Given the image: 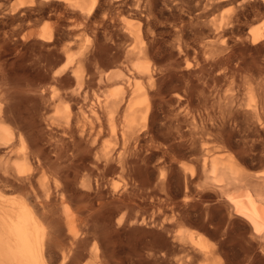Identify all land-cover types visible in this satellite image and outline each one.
Instances as JSON below:
<instances>
[{
  "label": "bare ground",
  "instance_id": "bare-ground-1",
  "mask_svg": "<svg viewBox=\"0 0 264 264\" xmlns=\"http://www.w3.org/2000/svg\"><path fill=\"white\" fill-rule=\"evenodd\" d=\"M114 1L148 14L121 22L124 49L110 23L77 45V17L95 15L83 1L0 0V264H231L222 236L189 228L215 211L243 226L251 263L249 243L264 254V170L213 139L216 111L194 100L264 41L242 31L264 0H162L165 21L156 0Z\"/></svg>",
  "mask_w": 264,
  "mask_h": 264
},
{
  "label": "rangeland",
  "instance_id": "rangeland-1",
  "mask_svg": "<svg viewBox=\"0 0 264 264\" xmlns=\"http://www.w3.org/2000/svg\"><path fill=\"white\" fill-rule=\"evenodd\" d=\"M10 1L12 3H14V2L22 1V0H10ZM25 1H28V0H25ZM80 1L81 2L83 1L82 3H85L87 6L93 7V9H95L94 10L95 11L94 16L96 18L93 16V18L92 17L89 18V20H91V21H89L88 19L86 21V19L83 18V16L77 17V20L79 19L80 21L78 20L79 22L78 21L76 22V23H78L77 24L78 26H77V29L75 32L74 39L77 42V45L79 47H92L93 45H95L94 43L104 40V37H103L104 32L103 31H105V26L107 27L109 23L111 24V25L109 24V27H111L112 30L117 29V30H115L117 33L114 31L115 36H117L116 41H115L117 43V46L122 48V49L129 47V45H131L132 41L129 39L128 35L125 36L128 31L125 30L126 27H124L123 24H121V22L126 21L127 26L131 27V30H133V29L138 28L139 21L142 17L148 16L146 11L135 10L133 5H131L130 3L127 4L126 6H120L114 0H80ZM159 1L156 0L154 4H155L157 12L159 13L158 16H160L159 19L161 21H165L167 19V17L169 16V10H168L167 6L163 5L162 0L160 2ZM130 7H132V8H130ZM61 8H62V10H61ZM66 8H69L68 5H65V7L61 6L60 10H59L60 11L59 14L65 15V16L63 15L64 17L62 15H60L61 21L63 24H65L64 21L67 23V21L69 20V19H67V17L69 18V16H70L69 11L71 9H68V12H67ZM261 12H262V10H261ZM261 12L260 13L259 12L258 13H249L246 17L247 19L245 18L244 24L242 26V31L246 35L248 32L252 31L253 29H259L260 31L262 30L264 32V9H263V12L262 13ZM164 13H166V14L163 15ZM162 19H164V20H162ZM108 20H110V21L108 22ZM55 21L56 20H54V19L52 20L49 18H45L44 20L39 22L38 26H40V25H49V26L52 25L51 27H53ZM116 22L120 23L121 25L118 26V28L117 27L113 28L112 25H113V23L116 24ZM166 29L167 28L163 29V27L158 28L159 31H161V30L165 31ZM263 47H264V41H262L261 43L259 42V43L255 44L253 48L249 49L250 51L248 50L246 52V55L244 56V58H241V60L238 62L236 61V63L234 64V67L237 68V70L234 71V74L231 73L229 75L230 77H228V76L222 77L223 80L221 78L220 79L221 81L220 80L217 81L210 88V92L219 93V95L215 94V96L217 97V99L215 100L216 102L212 101L214 99H213V97L209 96L210 95L209 91H208V93L206 91L204 98L201 97L200 100H197V99L194 100L195 106L197 103L198 107L201 106L204 109H208V110L211 109L210 111H214V112L216 111V117H214L216 119V126L221 125L220 127H222V128L219 129V127H217L214 131H212V133L210 134L211 137H213V139L214 138L217 139L218 143L220 145L226 147L231 153L236 155V157L239 158L238 160L240 161V163L244 167H246L250 172L251 171L256 172V171L264 170V48ZM165 50L166 49L163 48V51H165ZM162 55H164V54L162 53ZM107 58H109V56L104 57L105 60ZM245 58L247 61L244 60ZM123 65L132 66L130 62H127V63L124 62ZM236 72H238V73H236ZM218 82H221V83L218 84ZM222 87H223V89H222ZM250 87H253L255 89V92L257 93V99L259 102V107H258L257 113H253L250 109L248 110L249 88ZM202 101H204V102H202ZM213 102H215V103L212 104ZM203 105H205V106H203ZM215 109H217V110H215ZM238 113H240V114H238ZM236 124H238V125L236 126ZM227 130L228 131L230 130V131L228 132ZM175 181H176V178H175ZM206 195L211 197V198L206 197V199L207 198L213 199L215 196V192L212 190H208L206 192ZM210 215H211V217H210L209 223L214 221L213 226H212V224H209V223H208V225H205L204 223L206 220L204 218L196 217L197 215H192L190 222H189V224H190L189 228L190 229H198L199 228L198 229L199 231H202L203 233L206 232L205 235H206L207 240L209 242H210V240H211V242H218L219 238L222 236L220 238V241H222L224 244H226L225 247L227 249V255H228L230 263L231 264H248V261L244 262L246 260V258H244V257H246L245 255H247L248 253H246L245 250L243 248H241L242 245H241L240 235L242 232H245L244 228H241L243 226L242 225L240 226V224H238V222H235V221L230 222L228 220L229 217H228L226 212L221 211V213H220L219 211H215L213 214H210ZM222 215H225V216H222ZM218 216H220V217H218ZM200 218H201V220L199 221ZM207 220H209L208 217H207ZM227 222H229V223L227 224ZM192 223H193V225H192ZM230 223H232V224H230ZM220 224H221V226L218 228V226ZM197 225H199V226H197ZM204 225L206 227H208V229L207 228L205 229ZM227 225H229L231 227H229ZM232 226H234V227H232ZM191 227H195V228H191ZM229 228H232L231 231H229L230 230ZM215 232L217 234H215ZM228 240H229V242H228ZM235 242H237V243L234 244ZM251 245H253V246H251ZM248 247H250L252 250V251L250 250V252L255 253V254H252L253 259L251 260V263H249V264H264V258H262L264 256V254H262V252L259 253L260 250H258V248H256L255 243L254 242L249 243ZM231 249H233V250H231ZM241 250H242V252H241ZM253 250H255V251H253ZM234 255H236L237 257H235ZM238 257H240V258H238ZM190 264H200V261L196 260V261L191 262Z\"/></svg>",
  "mask_w": 264,
  "mask_h": 264
}]
</instances>
